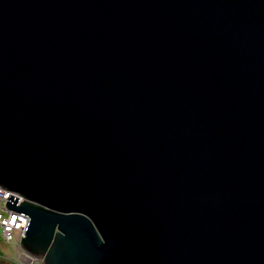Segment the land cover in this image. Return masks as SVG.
Here are the masks:
<instances>
[{
    "label": "water",
    "instance_id": "1",
    "mask_svg": "<svg viewBox=\"0 0 264 264\" xmlns=\"http://www.w3.org/2000/svg\"><path fill=\"white\" fill-rule=\"evenodd\" d=\"M0 186L45 264H264V0H0Z\"/></svg>",
    "mask_w": 264,
    "mask_h": 264
},
{
    "label": "built area",
    "instance_id": "2",
    "mask_svg": "<svg viewBox=\"0 0 264 264\" xmlns=\"http://www.w3.org/2000/svg\"><path fill=\"white\" fill-rule=\"evenodd\" d=\"M12 195L11 191H8L0 186V228L7 242L12 241L14 237H17V243L20 251L22 252V259L18 261L20 264H39V261L34 257L28 255L21 246L24 232L28 226L29 220L23 214L14 212L12 209L7 208V203Z\"/></svg>",
    "mask_w": 264,
    "mask_h": 264
},
{
    "label": "rangeland",
    "instance_id": "3",
    "mask_svg": "<svg viewBox=\"0 0 264 264\" xmlns=\"http://www.w3.org/2000/svg\"><path fill=\"white\" fill-rule=\"evenodd\" d=\"M22 252L20 251L17 243V237H14L12 241L7 242L2 229L0 228V257H5L8 260H15L16 262L22 259Z\"/></svg>",
    "mask_w": 264,
    "mask_h": 264
},
{
    "label": "flooded vegetation",
    "instance_id": "4",
    "mask_svg": "<svg viewBox=\"0 0 264 264\" xmlns=\"http://www.w3.org/2000/svg\"><path fill=\"white\" fill-rule=\"evenodd\" d=\"M39 264H45V262L44 261H39Z\"/></svg>",
    "mask_w": 264,
    "mask_h": 264
}]
</instances>
